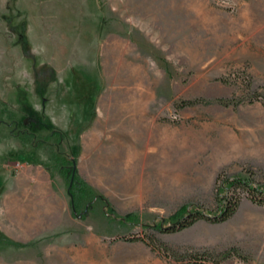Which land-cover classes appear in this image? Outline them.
Returning a JSON list of instances; mask_svg holds the SVG:
<instances>
[{
    "label": "rangeland",
    "instance_id": "rangeland-1",
    "mask_svg": "<svg viewBox=\"0 0 264 264\" xmlns=\"http://www.w3.org/2000/svg\"><path fill=\"white\" fill-rule=\"evenodd\" d=\"M233 177L264 189V0H0V264H264L241 189L164 231Z\"/></svg>",
    "mask_w": 264,
    "mask_h": 264
},
{
    "label": "trees",
    "instance_id": "trees-1",
    "mask_svg": "<svg viewBox=\"0 0 264 264\" xmlns=\"http://www.w3.org/2000/svg\"><path fill=\"white\" fill-rule=\"evenodd\" d=\"M54 79V77H53ZM219 103L229 106L231 104L230 100L221 99L218 100ZM196 101L189 100L186 102V105H195ZM44 120L39 121L29 116L24 120V126L30 128L32 126L36 127H44V129L51 128L50 119L43 115ZM66 178H68V187H70L69 194L72 197V201L76 200V197L80 196L78 189L82 187L81 178L74 170V168L70 169V171H66ZM220 181V179L218 180ZM238 189L244 190L249 195L251 201L256 203L257 205L264 206V189L259 188L257 186H253L252 183L248 182L246 179L240 177L227 178L222 181V184L218 187L217 199L219 203V212L212 216L200 211L193 212L188 211L186 215L178 219L176 222H173L171 226L164 230L166 233H177L188 229L198 223L199 221H207L213 224H219L227 222L232 219L239 210L242 195L238 192ZM9 245H15L13 243L7 242ZM161 247L165 248V251H169L164 243L160 242ZM234 253H237L236 249L232 250ZM227 257L234 255L232 252L225 253ZM242 257V256H239ZM185 259L193 263H201V262H213L218 263L213 255L210 252L200 253L195 251L188 255ZM243 259H246L245 257Z\"/></svg>",
    "mask_w": 264,
    "mask_h": 264
},
{
    "label": "crops",
    "instance_id": "crops-1",
    "mask_svg": "<svg viewBox=\"0 0 264 264\" xmlns=\"http://www.w3.org/2000/svg\"><path fill=\"white\" fill-rule=\"evenodd\" d=\"M61 96H63V95H61ZM47 104V103H46ZM51 122L54 124V122L52 121V119H51ZM54 126V125H53ZM20 163H23V164H29V165H31V168L33 169V167H38V170L39 169H47L46 167H45V165L44 164H42V163H36V162H33V161H30V160H24L23 162H20ZM36 165V166H35ZM50 173V172H49ZM50 176L52 177L53 175H52V173H50ZM53 178V177H52ZM68 194H69V190H68ZM69 196H70V205H71V207H72V212L74 211V209H73V201H72V197H71V195L69 194ZM74 213V212H73Z\"/></svg>",
    "mask_w": 264,
    "mask_h": 264
},
{
    "label": "water",
    "instance_id": "water-1",
    "mask_svg": "<svg viewBox=\"0 0 264 264\" xmlns=\"http://www.w3.org/2000/svg\"><path fill=\"white\" fill-rule=\"evenodd\" d=\"M73 209H74V205H73Z\"/></svg>",
    "mask_w": 264,
    "mask_h": 264
}]
</instances>
